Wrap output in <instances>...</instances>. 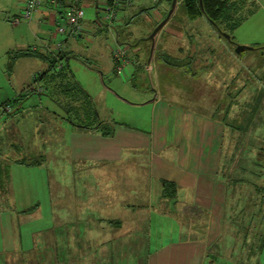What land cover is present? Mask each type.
Segmentation results:
<instances>
[{
  "label": "crops",
  "instance_id": "crops-1",
  "mask_svg": "<svg viewBox=\"0 0 264 264\" xmlns=\"http://www.w3.org/2000/svg\"><path fill=\"white\" fill-rule=\"evenodd\" d=\"M93 1L84 0L94 13H85L82 36L65 41L68 72L62 83L72 80L82 89L74 78L72 60L86 64L88 83L102 73L79 56L84 52L79 41L87 36L88 49L97 54L100 28L125 30L134 15L126 9L122 23L99 27L101 18ZM58 3L54 6L46 0L29 21L14 23L24 0H0V79L9 75L11 90L5 95L14 98L4 102L13 107L10 112L4 110V103L2 109L17 114L7 120L14 130L32 102L42 103L41 95L69 97V91L60 89V77L41 79L54 64L48 49L59 38L56 25L62 19L64 0ZM138 69L136 59L119 75L136 88ZM36 73L43 92L17 111L14 105L21 104L22 96L34 93L19 91ZM158 90L138 103L117 97L116 103L127 111L116 110L113 117L101 119L94 115V125L70 123L65 115L64 123L55 124L54 140L48 139V147L37 151L39 155L4 161L0 264H9L10 258L16 260L11 264H249L243 258L249 234L242 224L252 218L231 211L249 202L233 200L229 174L233 166L225 163L224 124L163 98ZM49 100L58 107L50 96ZM134 106H143L148 115L131 111ZM55 108H48L47 117L57 115ZM40 130L37 127L35 133ZM166 186L172 189V200L163 193ZM259 206L264 201L251 204V208Z\"/></svg>",
  "mask_w": 264,
  "mask_h": 264
},
{
  "label": "rangeland",
  "instance_id": "rangeland-1",
  "mask_svg": "<svg viewBox=\"0 0 264 264\" xmlns=\"http://www.w3.org/2000/svg\"><path fill=\"white\" fill-rule=\"evenodd\" d=\"M227 3L234 8L236 16H242L241 24L231 32L234 43L225 39L204 16L189 20L182 0H178L164 25L165 29L155 35L152 47L151 40L144 37L149 36L155 26L168 16L171 1L138 0L131 8L134 15L125 30L115 28L106 32L105 28H100L96 41H99L101 48L97 54L88 49L87 36L79 41L84 51L78 53L79 56L89 62L88 67L98 70L102 76L98 73L94 81L88 83L85 78L89 69L84 67L86 64L83 66L82 59L78 62L72 60L70 65L75 80L85 87L86 100L91 102L100 119L113 117L116 110L127 111V108L119 107L120 104L116 103L117 97L138 103L153 89H159L163 98L175 99L183 107L212 116L224 124L228 132L224 143L228 158L225 163L233 166V170L229 171L234 189L233 200L249 202L247 207L231 211H239L235 216L252 218L251 222L244 220L242 224L249 234L243 258L249 264H264V206L251 208L252 202L264 201V0H227ZM143 8H146L145 11H140ZM85 13L92 15L94 8L86 7ZM98 14L101 18L98 26L107 25L105 13L98 10ZM236 44L252 49L236 53ZM117 45L126 48L135 61L137 59L136 88L125 76L114 72L111 54ZM9 82L8 74L0 79V166L10 157L28 158V154L33 153L32 158H35L39 155L37 151L48 147L47 140H54V133L57 132L55 124L60 121L64 123L65 115H71L68 120L73 124H95L85 117L86 105L74 99L79 92L72 89L69 97L57 98L62 104L74 105L82 116L76 112L68 115L61 108V103L56 104L57 107L49 100L46 92L41 95L42 103H31L33 105L26 111L21 125L14 130L13 124L7 120L17 114H9L2 109L5 101L14 99L5 95V91L11 90ZM31 86H34L33 78L30 81L28 78L19 92L28 94ZM33 92L22 96L21 104L17 102L14 109L38 98V92ZM49 107H56V116L47 117ZM134 107L131 111L148 115L143 106ZM30 113L35 114L29 116ZM37 114H42V117ZM18 120H21V115ZM37 127L41 130L35 133ZM46 162L49 163L48 160ZM75 178L77 181L80 179L77 175ZM170 195L168 198L172 200ZM14 262L16 260L10 258L9 264Z\"/></svg>",
  "mask_w": 264,
  "mask_h": 264
},
{
  "label": "built area",
  "instance_id": "built-area-1",
  "mask_svg": "<svg viewBox=\"0 0 264 264\" xmlns=\"http://www.w3.org/2000/svg\"><path fill=\"white\" fill-rule=\"evenodd\" d=\"M52 5L57 6L59 0H47ZM138 0H94L91 4L96 11L101 10L105 13V19L108 21L107 25L112 26L120 21L126 9L135 6ZM156 1V0H155ZM46 0H24V5L21 12L14 17L13 22L29 21L33 15L43 6ZM138 5V3L136 4ZM88 6L84 0H64L61 12L62 19L56 25V34L59 36L49 48L53 62L54 69L52 71H59L64 66V60L61 55L65 51V41L69 38H79L84 32L83 20L85 18V10ZM32 50H35L32 47ZM111 61L113 63L114 72L122 74L126 67L134 65L135 59L128 54V50L123 46L117 45L111 54ZM39 73L34 74V86L28 88L29 91L38 93L43 92V86L39 83ZM4 110L10 112L12 106L7 103L4 105Z\"/></svg>",
  "mask_w": 264,
  "mask_h": 264
},
{
  "label": "trees",
  "instance_id": "trees-1",
  "mask_svg": "<svg viewBox=\"0 0 264 264\" xmlns=\"http://www.w3.org/2000/svg\"><path fill=\"white\" fill-rule=\"evenodd\" d=\"M169 1H172V0H169ZM182 3L185 9L187 18L189 20H194L198 16H204L211 24L213 21L214 24H216V26H218L222 31H225L228 34H230L231 39H232L231 32L234 29H236V27H238L242 22V16L240 17V16L235 15L234 8L233 7L231 8L230 6H228L227 0H202V8L200 7L199 0H182ZM147 37H144V38L149 39ZM25 52L30 53L31 51L26 50ZM61 59L64 60V67L59 71H52V69H54L53 68L54 64H53L46 72L41 74V79L49 80L55 77H60L61 78L60 89L63 92L67 93V91H71L72 89H75L77 92H79V94L76 95L74 99L76 101L84 102V104L86 105L85 117L87 118V120L92 121L95 118L94 115H97V114L95 113V110L91 102L86 100L87 95L85 94L84 89L79 87V85H77L76 82L72 80L71 81L67 80L66 83H62L64 78H66L67 72H68V71H65V69H67L68 67L67 62L65 60L66 59L65 53L61 55ZM187 66L190 67V65H187ZM49 96L52 99L57 100L55 97H53L52 94H50ZM5 104H7V102L4 103V105ZM62 105L70 113L76 112L77 115L79 116L81 115V111H79L78 109H75L76 107H74V105H71V104H67V105L62 104ZM168 186H170V188H173L171 184H169ZM170 188H168L167 186L166 188H164V192H163L164 195L169 196L170 193L172 194L171 192L172 189Z\"/></svg>",
  "mask_w": 264,
  "mask_h": 264
},
{
  "label": "water",
  "instance_id": "water-1",
  "mask_svg": "<svg viewBox=\"0 0 264 264\" xmlns=\"http://www.w3.org/2000/svg\"><path fill=\"white\" fill-rule=\"evenodd\" d=\"M176 2L177 0H172L171 1V5H170V11L168 13V16H166L160 23H158L155 28L153 29V31L150 33V35L148 36V38L151 40L152 42V47H153V44H154V37L155 35L157 34V32L165 25V23L168 21L169 19V16L171 15V12L174 10L175 8V5H176ZM199 4H200V7L202 8V0H199ZM212 25L216 28V30L225 38L227 39L230 43H234V41L231 39V35L228 34L227 32L225 31H222L218 26H216V24H214V22L212 21ZM244 49H252V47L250 46H245V45H239V44H236V48H235V52L236 53H240L242 52V50ZM150 60V59H149ZM149 62V61H148ZM51 98V97H50ZM52 99V98H51ZM54 102H56L58 105L60 104L59 101L55 100V99H52ZM61 108L63 110H65V112L70 115L71 113L66 110V108L60 104ZM71 118V115L68 116Z\"/></svg>",
  "mask_w": 264,
  "mask_h": 264
},
{
  "label": "bare ground",
  "instance_id": "bare-ground-1",
  "mask_svg": "<svg viewBox=\"0 0 264 264\" xmlns=\"http://www.w3.org/2000/svg\"><path fill=\"white\" fill-rule=\"evenodd\" d=\"M106 27H108V26H106ZM64 67V66H63Z\"/></svg>",
  "mask_w": 264,
  "mask_h": 264
}]
</instances>
